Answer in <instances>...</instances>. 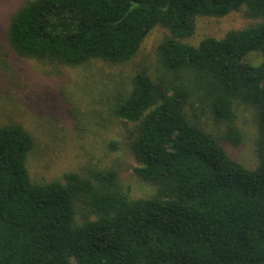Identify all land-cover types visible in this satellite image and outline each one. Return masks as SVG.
<instances>
[{
  "label": "trees",
  "instance_id": "obj_1",
  "mask_svg": "<svg viewBox=\"0 0 264 264\" xmlns=\"http://www.w3.org/2000/svg\"><path fill=\"white\" fill-rule=\"evenodd\" d=\"M233 12L257 22L186 41L197 19ZM155 28L156 64L104 105L134 125L133 173L153 193L132 198L95 166L33 181V137L0 125V264H264V0H28L7 41L42 63L124 65ZM240 108L256 126L252 169L226 151L245 140Z\"/></svg>",
  "mask_w": 264,
  "mask_h": 264
},
{
  "label": "rangeland",
  "instance_id": "obj_2",
  "mask_svg": "<svg viewBox=\"0 0 264 264\" xmlns=\"http://www.w3.org/2000/svg\"><path fill=\"white\" fill-rule=\"evenodd\" d=\"M28 0H0V125L18 124L31 134L34 147L28 156L30 178L36 182L61 180L84 168H114L128 184L132 198H145L153 188L133 173L137 166L129 142L135 127L112 118L104 106L113 88L125 85L134 71L156 64V49L165 31L155 28L140 50L124 65L94 61L70 68L25 59L9 46L7 30L14 12ZM243 12L223 18H200L194 36L197 45L205 37L222 38L230 30L256 23ZM240 127L245 140L227 153L246 168L256 165V130L251 111L240 108Z\"/></svg>",
  "mask_w": 264,
  "mask_h": 264
}]
</instances>
